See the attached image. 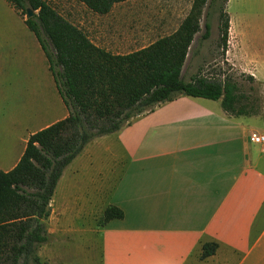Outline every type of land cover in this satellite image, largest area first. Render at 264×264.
I'll return each instance as SVG.
<instances>
[{"label": "crops", "instance_id": "1", "mask_svg": "<svg viewBox=\"0 0 264 264\" xmlns=\"http://www.w3.org/2000/svg\"><path fill=\"white\" fill-rule=\"evenodd\" d=\"M0 4V169L9 171L29 136L68 109L25 17ZM246 33L243 57L229 43L226 60L264 83V48L250 47ZM252 119L262 118L229 115L203 97L161 103L87 143L49 207L77 188L88 207L123 211L102 229L101 264H190L206 242L217 249L201 264H264V145L249 136L264 124Z\"/></svg>", "mask_w": 264, "mask_h": 264}, {"label": "trees", "instance_id": "2", "mask_svg": "<svg viewBox=\"0 0 264 264\" xmlns=\"http://www.w3.org/2000/svg\"><path fill=\"white\" fill-rule=\"evenodd\" d=\"M77 1L105 14L127 0ZM217 1L193 0L172 33L137 50L113 53L95 45L46 0H8L22 16L27 8L33 10L25 23L45 52L68 115L31 134L17 164L9 171L0 169V264H46L38 248L48 240L49 202L64 168L94 138L117 132L179 96L220 100L222 109L233 116L256 114L234 76L182 77L205 7L202 38L209 36L210 18L217 11L219 43L223 55L227 51L228 0L214 11ZM103 217L106 223L122 218L123 211L109 205ZM216 249L217 243H204L201 258Z\"/></svg>", "mask_w": 264, "mask_h": 264}, {"label": "rangeland", "instance_id": "3", "mask_svg": "<svg viewBox=\"0 0 264 264\" xmlns=\"http://www.w3.org/2000/svg\"><path fill=\"white\" fill-rule=\"evenodd\" d=\"M46 1L81 29L95 45L113 53H127L176 30L188 14L193 0H127L116 3L105 14L93 12L77 0ZM222 1L216 2L214 11L219 9ZM225 8L229 14L228 44L236 53L243 57L246 32L245 39L255 38L253 42L249 40L250 47L264 48L261 35L264 34V0H228ZM205 11L206 7L200 20L201 30L195 35L182 68L183 79L189 80L196 73L234 76L252 104V111L263 119L252 120L257 125L264 124V83L250 80L243 66L235 67L226 60V53L223 55L219 43L217 11L210 18L209 36L202 38ZM76 190H66L62 204L52 211L49 207L45 221L48 240L38 248V254L46 264H101V232L105 225L103 208L100 205L88 207L82 194H77ZM91 196L95 193L91 192ZM193 259L190 264L203 261L200 254Z\"/></svg>", "mask_w": 264, "mask_h": 264}, {"label": "built area", "instance_id": "4", "mask_svg": "<svg viewBox=\"0 0 264 264\" xmlns=\"http://www.w3.org/2000/svg\"><path fill=\"white\" fill-rule=\"evenodd\" d=\"M249 136L253 142L264 145V128L261 130H250Z\"/></svg>", "mask_w": 264, "mask_h": 264}, {"label": "water", "instance_id": "5", "mask_svg": "<svg viewBox=\"0 0 264 264\" xmlns=\"http://www.w3.org/2000/svg\"><path fill=\"white\" fill-rule=\"evenodd\" d=\"M33 14H34L33 10L30 9V8H27V10H26V17H27V18H28V17H31Z\"/></svg>", "mask_w": 264, "mask_h": 264}]
</instances>
